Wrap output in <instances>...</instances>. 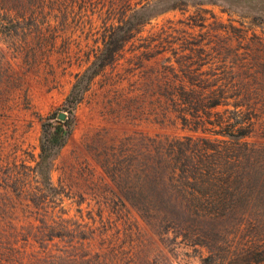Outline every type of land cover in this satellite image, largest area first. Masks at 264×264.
<instances>
[{
	"label": "rangeland",
	"instance_id": "374dc122",
	"mask_svg": "<svg viewBox=\"0 0 264 264\" xmlns=\"http://www.w3.org/2000/svg\"><path fill=\"white\" fill-rule=\"evenodd\" d=\"M256 1L169 10L137 32L75 108L43 204L11 182L26 179L38 194L42 124L67 113L74 76L112 23L109 5L66 10L52 0H0V264H197L207 255L178 230L148 224L142 201L161 192L160 156L169 142L191 134L172 110L179 89L250 82L244 61L258 71L264 99V25L255 17L264 15V1ZM192 36L203 55L183 40ZM260 197L254 208L264 210ZM226 231L245 241L253 230Z\"/></svg>",
	"mask_w": 264,
	"mask_h": 264
},
{
	"label": "trees",
	"instance_id": "16d2710c",
	"mask_svg": "<svg viewBox=\"0 0 264 264\" xmlns=\"http://www.w3.org/2000/svg\"><path fill=\"white\" fill-rule=\"evenodd\" d=\"M52 1L61 3L66 10L73 3L84 4L85 9L89 4L103 6L107 3L112 23L105 27L99 50L74 76L62 106L67 112L65 119L52 121L49 118L42 124L35 169L41 177L38 194L29 190L30 183L26 179L11 182L18 193H26L29 200L38 197L43 204L48 198L45 194L48 172L72 131L75 108L92 79L114 62L132 37L151 19L169 10L218 1L241 3V0ZM243 1L240 5L250 2L249 6H253L256 0ZM261 16L255 17L264 25V15ZM38 27L37 24L36 29ZM183 40L190 51L203 55L202 50L192 49L197 42L194 36ZM252 65L244 61L241 65L250 82L199 81L191 83L188 90L179 89L172 110L181 128L191 134L169 142L160 156L161 192L157 197L142 201V216L148 224L162 226L163 231L178 230L191 245L207 249V255L197 264H264V232H260L264 227V210L254 208L262 199L260 193L264 192V116L257 111L264 108V99L258 71H250ZM261 68L264 71V65ZM217 107L223 109L215 110ZM251 137L258 139L249 140ZM49 188L53 187L49 185ZM228 227L234 233L242 227L253 231L245 241H234L228 236Z\"/></svg>",
	"mask_w": 264,
	"mask_h": 264
},
{
	"label": "water",
	"instance_id": "95a60500",
	"mask_svg": "<svg viewBox=\"0 0 264 264\" xmlns=\"http://www.w3.org/2000/svg\"><path fill=\"white\" fill-rule=\"evenodd\" d=\"M57 117H58V120H64L65 117H66V113L65 112H60Z\"/></svg>",
	"mask_w": 264,
	"mask_h": 264
}]
</instances>
